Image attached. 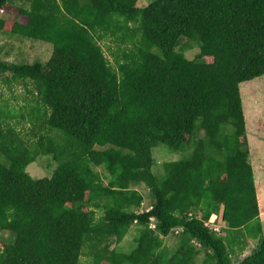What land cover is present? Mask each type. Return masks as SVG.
Returning a JSON list of instances; mask_svg holds the SVG:
<instances>
[{
    "label": "trees",
    "instance_id": "1",
    "mask_svg": "<svg viewBox=\"0 0 264 264\" xmlns=\"http://www.w3.org/2000/svg\"><path fill=\"white\" fill-rule=\"evenodd\" d=\"M17 1L0 0L18 14H0V30L51 54L0 58L2 76L34 88L17 111L0 105V230L14 235L0 238V264H82L85 246L92 264H195L202 249L215 264H264L240 89L264 75V0ZM18 116L33 138L9 121ZM159 142L191 153L155 174ZM41 155L55 163L36 177ZM132 182L149 187L148 207ZM131 226L135 247L118 250ZM170 232L181 235L173 250ZM248 238L256 245L235 259Z\"/></svg>",
    "mask_w": 264,
    "mask_h": 264
},
{
    "label": "rangeland",
    "instance_id": "2",
    "mask_svg": "<svg viewBox=\"0 0 264 264\" xmlns=\"http://www.w3.org/2000/svg\"><path fill=\"white\" fill-rule=\"evenodd\" d=\"M152 1L154 0H138V5H147ZM16 2L18 1L16 0ZM9 6V11L5 8L0 10V14L8 17H16V15L18 16V14H16L17 9L12 7V4ZM19 17L24 19L22 15H19ZM50 48V44L42 39L28 37L26 35L11 31L0 30V58L13 61H33L36 59L46 61L49 59L51 54ZM198 51V44L192 42V46L185 49V54L192 58L197 55ZM107 54H109L108 51ZM7 73L9 75V72ZM31 88L34 91L32 84L26 86L21 80H8L5 78V76L0 74V105H7L8 108H12L13 110L17 111L21 103L25 101H31L34 97V93L31 91ZM240 89H242L241 94L243 93L242 98L244 101L243 105H245L244 113L250 149L254 151L256 148L255 153H259L261 150L264 151V75L258 76L252 80H246L242 83V85L240 84ZM28 119V116H26L24 119L18 116L9 119V121L16 125V129L19 130L25 138L29 137L31 139L33 137H31L30 134L32 133L33 128H36V126H34V123ZM38 131L45 133L47 132L45 127ZM201 135L202 132H199V136ZM153 153L155 156V165H153V171L155 174L161 175V171L163 172L161 165L163 161L175 160L181 157L189 156L191 153V148L190 150H173L168 144L159 142L153 147ZM50 159L51 157L49 155H41L38 157L37 162L35 161L28 166V170L33 174V176L36 177L45 175L50 172V169H52L55 163L53 160H51V164L48 165L47 162H50ZM253 160L255 161V163H253L256 176L255 178H258L256 183L261 199L260 218L264 230V155H256ZM131 186L140 189L144 193V202L141 206L142 208L148 207L153 202L152 196L154 195L151 193L148 186L137 182H132ZM100 213L101 209H98L97 214L99 215ZM214 218L215 216L212 214L210 221ZM134 226H137V224H134ZM134 226H131L121 242L117 243L116 247L119 248L118 250L129 252L135 247L136 243L133 236L137 231L134 230ZM223 231L221 235L225 237L226 233ZM180 236V234L175 232H170L167 236H165V243L169 250H173L178 246L180 242ZM0 238L6 241H11L13 240L14 235L9 231L0 230ZM110 242L111 246L115 245L116 243L114 239L110 240ZM194 243L199 246L197 241H194ZM256 243V238H248L246 241V248L243 250L242 254L236 255L237 258L235 257V259H240L245 254L250 253ZM84 250L85 252H83L81 257L82 264H92V255L88 254L87 252L89 251V248L85 246ZM212 260L213 259H211V257L208 255V251L206 249H202L200 254L195 259V264H215V262ZM100 264L110 263L108 261L102 260Z\"/></svg>",
    "mask_w": 264,
    "mask_h": 264
},
{
    "label": "crops",
    "instance_id": "3",
    "mask_svg": "<svg viewBox=\"0 0 264 264\" xmlns=\"http://www.w3.org/2000/svg\"><path fill=\"white\" fill-rule=\"evenodd\" d=\"M243 104H244V101H243ZM245 106V105H244ZM255 150H256V148L254 149V151L252 152V158H251V160H252V162L253 163H255V161L253 160L254 159V157L256 156V155H260V154H263L264 155V151L263 150H261L259 153H255ZM258 173H259V171H258ZM262 174V173H261ZM263 175V174H262ZM257 177H258V175H257ZM263 179V178H262ZM258 180V178L256 179V181ZM258 198H259V206H260V208H261V199H260V193H259V190H258Z\"/></svg>",
    "mask_w": 264,
    "mask_h": 264
},
{
    "label": "clouds",
    "instance_id": "4",
    "mask_svg": "<svg viewBox=\"0 0 264 264\" xmlns=\"http://www.w3.org/2000/svg\"><path fill=\"white\" fill-rule=\"evenodd\" d=\"M212 214H214L215 218H214L213 220L210 221V218H211V216H210V218L208 219V222H210V223H212V224H214V225L216 226V225H217V224H216L217 214H216L215 212H213ZM212 214H211V215H212ZM217 226H218V225H217Z\"/></svg>",
    "mask_w": 264,
    "mask_h": 264
},
{
    "label": "built area",
    "instance_id": "5",
    "mask_svg": "<svg viewBox=\"0 0 264 264\" xmlns=\"http://www.w3.org/2000/svg\"><path fill=\"white\" fill-rule=\"evenodd\" d=\"M210 223V222H209ZM215 227H218L217 225Z\"/></svg>",
    "mask_w": 264,
    "mask_h": 264
}]
</instances>
